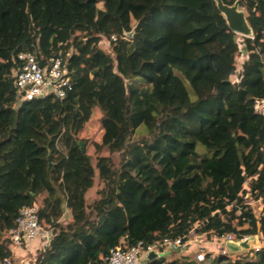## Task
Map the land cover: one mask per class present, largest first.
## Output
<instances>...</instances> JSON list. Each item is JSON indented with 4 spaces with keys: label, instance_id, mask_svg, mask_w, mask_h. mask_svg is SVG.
Instances as JSON below:
<instances>
[{
    "label": "trees",
    "instance_id": "obj_1",
    "mask_svg": "<svg viewBox=\"0 0 264 264\" xmlns=\"http://www.w3.org/2000/svg\"><path fill=\"white\" fill-rule=\"evenodd\" d=\"M220 1L243 9L250 38L215 0H0V264L14 263L6 233L31 206L51 234L35 264H103L113 249L163 239L264 242V114L253 110L264 0ZM21 50L41 65L72 51L64 101L17 103ZM169 84L184 88L181 104ZM197 253L147 264H200ZM201 264H264V249Z\"/></svg>",
    "mask_w": 264,
    "mask_h": 264
},
{
    "label": "built area",
    "instance_id": "obj_2",
    "mask_svg": "<svg viewBox=\"0 0 264 264\" xmlns=\"http://www.w3.org/2000/svg\"><path fill=\"white\" fill-rule=\"evenodd\" d=\"M108 42L109 44L114 43L116 38L112 37L111 42ZM71 53L70 50L65 58L62 57L61 53H58L50 58L47 64L41 65V61L35 53L24 50L19 51L11 62V76L17 103L36 102L48 98L59 102L64 101L67 94L72 90V81L67 68V57ZM253 110L264 114V100L257 101L253 106ZM38 214L39 211L36 206L20 208L14 227L7 230L6 236L11 246L13 264H18L16 253L25 250L29 244H34L31 253L33 257L31 260L28 259L25 264H35L37 254L44 252L49 245L50 231L39 221ZM190 240L189 238L185 244L186 246ZM226 242L238 243L240 241L233 240L231 235L222 236L214 241V243L223 247L218 254L230 257L225 248ZM185 245L180 240L169 239L157 241L146 247L141 242H137L126 250H111L103 264H140L142 259H148L149 254H154L157 258L163 251L183 250ZM196 251H198L196 261L200 264L204 263L205 254L207 253L201 249ZM259 251L260 248H253L255 253Z\"/></svg>",
    "mask_w": 264,
    "mask_h": 264
},
{
    "label": "water",
    "instance_id": "obj_3",
    "mask_svg": "<svg viewBox=\"0 0 264 264\" xmlns=\"http://www.w3.org/2000/svg\"><path fill=\"white\" fill-rule=\"evenodd\" d=\"M216 7L220 14L224 17L228 28L230 31L238 36L250 38L251 37V29L249 25L246 23L243 11L238 9L237 2L232 6H226L221 3L220 0H215ZM133 31L127 34L128 37L132 35ZM81 151L84 152L83 144L79 143ZM50 165L48 164V169ZM252 239V237H248L240 242H226L225 248L231 255H237L243 253L244 249L247 247V243ZM156 256L154 254H149L148 260L155 259Z\"/></svg>",
    "mask_w": 264,
    "mask_h": 264
},
{
    "label": "rangeland",
    "instance_id": "obj_4",
    "mask_svg": "<svg viewBox=\"0 0 264 264\" xmlns=\"http://www.w3.org/2000/svg\"><path fill=\"white\" fill-rule=\"evenodd\" d=\"M98 6L101 7V4L98 5ZM239 10L240 11H243L242 9H239ZM246 23L248 24L247 21H246ZM236 43H237L240 51L243 52V50H244L243 49L244 48L243 41L241 39H237L236 40ZM99 45H100V47L103 50H105L108 53H111L112 45H110L108 41L102 40ZM241 60L242 59L240 58L238 60V62L240 63ZM168 92H169L170 97H171V104L172 105L181 104V102L184 100V98L186 96L185 90H184V88L182 86L173 87L172 84H169V86H168ZM139 137H144V136H143V134H136L134 138L135 139H138ZM113 159H114L113 160L114 164L117 165L119 163V156L118 155H114ZM93 184H94V186L90 189V191L86 195V202H87V204H89L90 199L92 197H95L96 196L95 191L102 189V185H100L96 179L94 180V183ZM252 205L254 207H257L258 206V204H255V203H253ZM63 212H64L63 213V216L60 219L61 221H62V219L63 220L64 219H67L66 216L68 215V211L66 209H64ZM43 225H44L45 228H48L47 224H45L44 222H43ZM244 241H246V240H244ZM210 247L219 248L221 246H219L216 243H214V244H211ZM255 247L260 248V250L264 249V242L257 240L256 237H252V239L249 241V243H247V247L244 249L243 253L246 252V251H253V248H255ZM229 256L232 257V255H229ZM24 259H26V261H28V255H27V257L25 256ZM165 261H166V259H165ZM167 261H169V260H167ZM20 264H25V263H20Z\"/></svg>",
    "mask_w": 264,
    "mask_h": 264
},
{
    "label": "crops",
    "instance_id": "obj_5",
    "mask_svg": "<svg viewBox=\"0 0 264 264\" xmlns=\"http://www.w3.org/2000/svg\"><path fill=\"white\" fill-rule=\"evenodd\" d=\"M247 239V238H246ZM211 244L214 243H205V242H197L194 238H191L189 244H187V248L185 250H180V252H176V251H163L162 253L159 254V257L162 256L164 257L166 260H170V259H178L180 257L183 256H187L188 254L196 251V250H203V252L210 254L211 256H215L218 254V252L223 249V247H219V248H214V247H210ZM34 249V244H29L25 250H20L16 253V261L18 264L20 263H25L26 259L25 256L27 257L28 255V259L31 260L33 256H31L32 250ZM231 255V254H230ZM234 256V255H232ZM150 260L144 258L141 260L140 264H147Z\"/></svg>",
    "mask_w": 264,
    "mask_h": 264
}]
</instances>
